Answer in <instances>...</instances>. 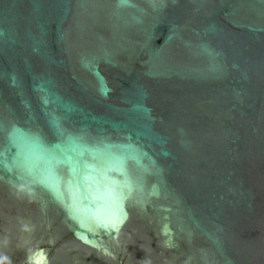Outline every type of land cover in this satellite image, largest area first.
Listing matches in <instances>:
<instances>
[{
  "label": "water",
  "instance_id": "1",
  "mask_svg": "<svg viewBox=\"0 0 264 264\" xmlns=\"http://www.w3.org/2000/svg\"><path fill=\"white\" fill-rule=\"evenodd\" d=\"M80 243L264 264V0H0V264Z\"/></svg>",
  "mask_w": 264,
  "mask_h": 264
},
{
  "label": "flooded vegetation",
  "instance_id": "2",
  "mask_svg": "<svg viewBox=\"0 0 264 264\" xmlns=\"http://www.w3.org/2000/svg\"><path fill=\"white\" fill-rule=\"evenodd\" d=\"M10 237L13 238L12 235H10ZM84 247L85 246L80 243V246L78 248V251L81 254L80 259L82 260V264H107L108 263L107 261H106L107 263L105 262L106 257H104L103 255L97 254L95 251H91L90 249H86V247L85 248ZM17 254H20V253H17ZM22 258L23 260H27V258L24 256ZM1 261L3 262V264H15L11 260L10 261L1 260Z\"/></svg>",
  "mask_w": 264,
  "mask_h": 264
}]
</instances>
